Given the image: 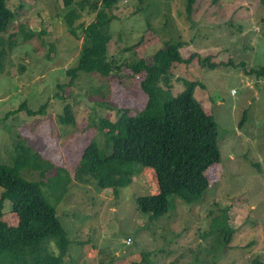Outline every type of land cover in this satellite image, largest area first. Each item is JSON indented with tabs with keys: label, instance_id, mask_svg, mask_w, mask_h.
<instances>
[{
	"label": "rangeland",
	"instance_id": "1",
	"mask_svg": "<svg viewBox=\"0 0 264 264\" xmlns=\"http://www.w3.org/2000/svg\"><path fill=\"white\" fill-rule=\"evenodd\" d=\"M5 5L16 18L2 35L0 164L12 162L22 139L65 167L62 177H71L92 140L102 157L111 154L102 118L115 121L120 108L129 107L133 115L144 108L143 74H133L128 63L142 58L151 63L169 42L183 43V58L196 53L214 63L213 68L197 60L178 64L162 79L174 95L186 88L185 81H197L194 96L216 122L221 160L208 169L202 196L189 205L171 195L170 211L152 220L138 210L137 198L159 192L154 169L137 167L132 183L115 192L72 180L58 207L70 243L63 264H263L264 76L250 70L264 67V0H195L191 14L187 0H119L108 56L123 68L107 77L68 74L79 64L83 33L71 35L63 0ZM94 18L86 8L76 24ZM11 35L15 46L8 49ZM22 103L33 110L48 105L47 113L16 112ZM66 103L75 123L60 120ZM57 175V169L49 174ZM24 176L41 179L35 170ZM3 212L8 224H16L9 201ZM50 247L59 254L55 244Z\"/></svg>",
	"mask_w": 264,
	"mask_h": 264
},
{
	"label": "trees",
	"instance_id": "2",
	"mask_svg": "<svg viewBox=\"0 0 264 264\" xmlns=\"http://www.w3.org/2000/svg\"><path fill=\"white\" fill-rule=\"evenodd\" d=\"M0 0V69L6 56L2 35L16 18L15 12ZM66 14L64 21L72 36L83 33V47L79 64L68 74L76 77L81 71L97 72L110 76L123 67L108 56L112 41L111 24L116 19L115 10L119 0H63ZM195 0H187L191 14ZM88 8L95 14L88 25H77ZM31 34L24 33V38ZM264 38V26L262 29ZM13 35L6 41L8 49L14 47ZM183 43H167L166 48L155 53L151 63L140 59L126 66L133 74H143L141 95L144 108L131 114L129 107L118 109L115 121L101 119V129L112 142V152L102 157L96 140L84 149L79 163L72 168L71 177H62L65 167L35 152L25 141L18 139L15 156L10 164H0V264H63L68 253L69 241L66 229L59 217L58 207L65 199L72 180L79 183L94 182L99 191L127 187L137 167L155 171L159 192L137 198V208L150 219H158L170 211L169 196L176 195L189 205L194 204L209 186L208 169L221 160L218 147L217 125L194 96L197 81H185L186 88L177 95L162 85L178 64L189 65L195 60L202 66L214 67L210 56L201 58L193 53L181 56ZM264 76V67L251 69L250 73ZM172 74V73H171ZM48 106V105H47ZM47 106L37 110L21 104L17 111L28 116L47 113ZM15 111H10L12 113ZM64 124L75 123V113L69 103L65 114L60 116ZM134 165H138L134 167ZM58 170V175L49 174ZM37 171L41 179L29 180L24 174ZM48 180V181H46ZM11 204V213L17 217L16 224L4 220V202ZM224 222L226 211H222ZM214 223V222H213ZM55 244L59 254L51 250ZM264 264V263H263Z\"/></svg>",
	"mask_w": 264,
	"mask_h": 264
},
{
	"label": "built area",
	"instance_id": "3",
	"mask_svg": "<svg viewBox=\"0 0 264 264\" xmlns=\"http://www.w3.org/2000/svg\"><path fill=\"white\" fill-rule=\"evenodd\" d=\"M128 244H130L131 243V241L130 240H128V242H127Z\"/></svg>",
	"mask_w": 264,
	"mask_h": 264
}]
</instances>
